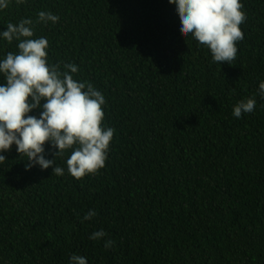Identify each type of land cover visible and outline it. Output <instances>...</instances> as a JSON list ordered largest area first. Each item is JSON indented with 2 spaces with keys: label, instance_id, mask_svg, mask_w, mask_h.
Returning a JSON list of instances; mask_svg holds the SVG:
<instances>
[{
  "label": "trees",
  "instance_id": "obj_1",
  "mask_svg": "<svg viewBox=\"0 0 264 264\" xmlns=\"http://www.w3.org/2000/svg\"><path fill=\"white\" fill-rule=\"evenodd\" d=\"M244 39L231 64L185 37L168 0H15L0 31L39 11L52 64L105 97V167L76 180L66 159L25 170L15 145L0 164V264H264V0H241ZM0 41V58L16 52ZM71 74V73H70ZM0 77V83H3ZM255 96L253 113L232 115ZM29 115L39 116L34 110ZM45 158L54 152L45 144ZM97 215L81 222L89 210ZM114 241L89 236L99 230Z\"/></svg>",
  "mask_w": 264,
  "mask_h": 264
},
{
  "label": "clouds",
  "instance_id": "obj_2",
  "mask_svg": "<svg viewBox=\"0 0 264 264\" xmlns=\"http://www.w3.org/2000/svg\"><path fill=\"white\" fill-rule=\"evenodd\" d=\"M28 0H15L17 5ZM12 0H0V12L8 9ZM175 5L185 36L197 41L210 51L214 63L231 64L237 57L238 42L244 39L241 25L246 22V12L241 0H168ZM60 17L51 11H39L35 22L21 19L7 23L0 31V41L9 45L16 42V52L0 58V164L6 161L4 153L15 145L19 156L26 157L25 170L39 167L53 169V174L63 176L65 169L56 164L64 158L68 174L76 180L97 175L105 167L114 129L103 124L104 95L91 83L73 78L79 69L75 64H52L48 60V40L35 37V25L55 26ZM71 73V74H70ZM256 95L264 99V81L259 83ZM256 98L237 102L232 115L253 113ZM34 110L39 116L29 115ZM56 149L54 160L45 158V144ZM95 210L83 216L84 221L96 217ZM102 229L93 232L89 239L104 240ZM114 241L104 240V248L111 249ZM69 264H88L87 257L72 254Z\"/></svg>",
  "mask_w": 264,
  "mask_h": 264
}]
</instances>
